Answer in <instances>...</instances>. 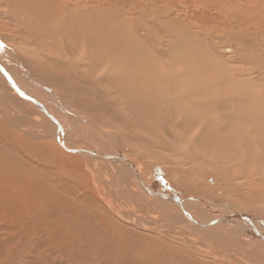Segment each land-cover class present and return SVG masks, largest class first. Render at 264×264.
I'll use <instances>...</instances> for the list:
<instances>
[{
    "label": "bare ground",
    "instance_id": "1",
    "mask_svg": "<svg viewBox=\"0 0 264 264\" xmlns=\"http://www.w3.org/2000/svg\"><path fill=\"white\" fill-rule=\"evenodd\" d=\"M31 1L32 0H29V2ZM40 1L42 4H38L36 13L32 16L37 20L40 14L42 18L46 17L41 23L35 24L33 23L34 20L32 21L29 18L30 20L28 22L25 23L24 21V23L14 27L11 22H8L9 26L7 29L9 33L7 35H12L13 39L22 42L19 43L15 41V44L18 45L16 50L18 49L19 59L14 55L12 50L5 51V49L10 50L9 48L3 49L0 47V50L3 52H0L1 57L2 54L3 57H6V59L0 57V83L5 90V92L2 90V94L0 92V206L2 205L5 207V211H9L13 207L23 210L25 208L23 202H21V207L17 205L23 198L37 201H47L57 198L58 202L63 204L58 196L53 195L51 191L45 189L46 186L59 179L60 181L58 183L66 182L73 186L76 184L78 187L79 184L77 180L86 179L85 175L74 173L72 169L67 171L65 169L67 164L64 161L51 164L49 160L52 161V159L49 156L52 157V155H49L48 158L45 159L44 155L41 157L38 155L39 153L35 155L31 151L32 146L30 143L33 142H37L35 143L37 149L42 147H54L51 142H46L47 144L41 142V139L48 138V140H53L57 143V148L59 147L61 149L60 152L63 153V156L64 154H69L85 159L87 163L86 167L89 169L88 171L91 174V179L96 186L99 180L98 191H101L103 188L104 194L110 196L109 198H115L118 196V193L121 192L119 182L124 176L128 178L131 177L134 184L130 186L131 192L126 193L127 195L128 193L129 195L131 194L130 203L123 201L121 205L116 207L120 209V206L123 212L124 208L139 201L136 205L140 206L142 212L140 214L138 213L139 215H135L136 217L134 216L135 218H133L136 221L138 220V222L134 221L133 224L138 228L151 232L154 231L155 233L158 232V234L162 233L163 236L169 238L182 239L184 242L187 241L184 245L192 246L193 248H190L191 251L196 252L198 255H202L203 257H200L201 259L212 256L215 261L219 262V257L222 259L223 257L225 259L227 258L226 260L232 257H239L240 263H248V260H242V258L249 256L251 252L254 251L258 254V257L255 256L256 261L253 263L264 264V216L262 218L261 215H256L255 213L249 214V211H242L236 207V205L233 206L228 203L215 202L214 199L204 196L207 195L203 190L204 188H198V185H196V188H193L195 185L192 187L189 185L192 179H187L186 173L188 174V171L192 168L189 170L182 168L178 172H176L177 168H172L173 171L171 173L177 181H175L174 184L171 183L175 186L170 190L159 186L160 183L152 184L146 182L141 174L142 167L139 163L135 164L138 166L137 170L129 167V162L133 165L135 163L134 155L122 151L121 147L114 141L113 133L109 130L98 128L99 126L93 120V117H95V120L104 124L103 126L105 128L107 119L106 117L103 119L100 113L106 115L107 111V115L116 114L113 115L111 128L116 129L118 126L117 124H120V128L124 133L123 137H126L125 134L127 133L136 130L140 132V129H138L139 127L134 124L136 122L131 121L132 117L130 119L129 114H132L141 125L147 128V123L149 120L154 119L156 111H168L172 117L178 119V122L169 127L159 129L163 132L162 137L170 141L167 129H170L174 140L173 131H187L192 127L191 122L196 121L200 129L197 133V136H199V134H201V128H206L204 125L208 126L210 121L219 122L220 117L222 122L219 123L218 136L222 135V137L219 139V149H225L227 152L229 151L240 161V169L243 174L246 173L250 178L258 176L263 180L261 184H264V71H260V73L257 72L259 75H254L255 77L249 76L253 80H251V82L246 80L247 82L237 83L234 80L238 77L240 71L238 72L237 70L236 72L235 70V73L232 74L231 77L225 76L228 86L231 85V88L228 87L225 89L219 87V81L223 80L222 78L220 80L219 72H215L214 75L217 77H213V71L211 72L208 70V72L211 73V75L208 76L206 73L207 68H204L207 66L200 60H195L186 65V67H164L163 65H161L163 67H157L159 63L162 64L161 61L164 59L160 60L158 54L162 57L168 49L172 50L174 46L171 47L172 41L159 37L157 34L158 26H152L148 22H150L151 18H155L152 23H154L155 20L158 21L155 22L157 25L165 24L171 29L170 35L173 36L174 42L177 44L179 36L177 32L178 27L174 29V26L180 25L182 21L180 19L181 14L175 15L173 18L174 21L179 23L177 25L174 24L173 20L164 22L161 16H159L160 8L158 7L160 6L158 3L170 0H147L149 1V7L146 9H140L141 7L136 4V2L132 7L134 12H131L127 17L124 15H127L129 12L127 13L126 11V13L122 15L120 13L121 11H114L117 7L111 8L110 4L114 2L112 3L110 0L109 3H105L109 4L108 11L103 9L106 8L105 6L101 8L100 6L94 5L92 0H73V3L71 0ZM200 1L206 3V5L209 3L211 7L217 8L225 6L228 3L234 4L240 10H242L241 8L248 7L249 10L244 12L245 14H240L236 19V27L240 26L242 30L243 28L241 26H243L244 29L248 28L250 31L254 29L264 31V0ZM90 3L94 7L88 6ZM22 7L23 14L27 17V7L24 5ZM167 7L171 10L170 6ZM128 8H130V6ZM96 9L97 11H95ZM162 9L169 12L164 6ZM99 11H106V16L109 15L111 18L113 17L112 22L108 24L107 17H104L106 20L99 19L97 22L92 20L96 15L101 18L98 14ZM58 15H60V17ZM170 15L171 14L167 13L165 18H170ZM111 18L109 19L111 20ZM48 25L50 28L53 27L57 32L53 33L49 43L44 38L43 40L40 39L43 30ZM76 25L79 27L77 35L74 34L75 31L73 29V27L76 28ZM35 30L38 31L40 36L37 35ZM96 30H98V32H96ZM99 30L101 31L99 32ZM179 30L182 31V29ZM47 33H49V29H47ZM147 33L156 34L158 38V52L155 50L156 48L145 49V47L151 46V41L148 44V41L146 42V40L143 39ZM246 34H248L247 31ZM140 35L143 37L141 38ZM260 35H262L261 32ZM246 36L240 37V45L235 44L232 46L229 42L224 41L221 43L222 45L220 47L221 49L225 47V52H229V49L233 48L234 51H236V53L233 52L235 57L240 53L244 56L246 53H243V49H245L246 46H260L264 41V38H247ZM5 38L6 36L4 40ZM228 39H230V37ZM247 39L249 44H247ZM112 40H115V43L111 45L110 43ZM106 41H110L108 44H110L109 49L111 50L105 49ZM165 42L168 44H165ZM45 44L48 45L46 48ZM166 45L169 47H165ZM219 45H216V47H219ZM129 46L130 50L128 48ZM180 46L181 45L178 47ZM41 48L48 51L49 56H47V54H42ZM102 49L107 50L108 54L115 55V57L119 54V58L115 60L107 59V61L101 59V57L96 59V55L98 54L97 51ZM222 52L218 53L221 55ZM169 53L170 55L173 54L171 56H174L176 52L173 51ZM256 53L259 56L264 55V52H259L257 50ZM247 55L248 54H246V56ZM248 56V62L256 59V55H253L252 52H250ZM210 57L212 58V56ZM219 58L215 60L218 61ZM3 59L8 61L9 64ZM17 61L22 64V66L18 65ZM220 62L222 64V60ZM242 62L244 64V61ZM211 65L213 66V64ZM24 67L34 68L39 74H42V77L44 76L46 79L53 82V86L48 87L44 85L41 83L42 80H37L34 77L35 74L33 76V74L30 73L32 71L29 70L26 72L27 70ZM255 69L254 71H257V68ZM104 71L110 72L109 75L106 76ZM242 71L243 70H241V72ZM232 72H234L233 69L231 70V73ZM225 73L224 75L228 72ZM100 76H102L103 79ZM242 80L243 79H239V81ZM47 84H50V82ZM64 86L67 89L64 93L67 94V99L71 100V103L61 100L56 95L59 90L62 92ZM256 86L258 87L257 89ZM78 88H83L82 95L92 103L93 107H88L81 103L77 104V99L81 97V92ZM100 90L106 93L112 92V94L114 92L117 97L122 99L121 104L123 103L129 111L122 105L120 106V104L118 105L114 102L115 100H110V97L107 98L108 100L106 98L104 99L99 93ZM221 92L222 95L223 93L229 94L232 99L226 96L219 98ZM112 94L107 96H111ZM3 95H8L9 100L6 99L7 96ZM235 107H237V111H233ZM103 121H105V123ZM230 123L236 124L227 128ZM107 127L109 128V125ZM146 131L151 130L147 128ZM18 132L20 134L22 133L25 137L23 136L20 138V136H17V134H19ZM151 132L153 133V131ZM245 135L250 137L249 140ZM226 136L232 139H227ZM131 137V141L134 140L139 144L140 135H132ZM36 139H38V141ZM30 140L34 141L31 142ZM175 141H178V139L176 138ZM235 143L236 145L234 146L233 144ZM244 145L250 147L253 152L244 154L246 162L253 161V166L255 167H253V170H249L246 168L247 165H243V153L239 154ZM193 150L195 149L193 148ZM38 151L41 152L39 149ZM70 161L73 162L74 160L70 158ZM5 164L6 166L3 167ZM54 164L59 165L60 170L53 168L52 165L54 166ZM49 167L52 168L49 169ZM234 167L239 169L236 163ZM45 170L48 171L50 174L49 176L47 174L46 177L39 178L34 175V172H42ZM123 170L125 172H123ZM179 173L181 174L180 177H183L182 180H180ZM156 177L158 178L159 176ZM200 179L202 180V178ZM192 182H194V180ZM209 182L214 188L209 189L207 187L208 185H206L207 190L209 189L213 194H219L220 191L224 196L229 195L230 200L245 202V199L248 197L253 196V200L259 199L255 196L260 197L261 195V191L260 193L257 192L258 189H255V192L247 191L243 195L240 194L241 196L235 195L234 193H237L236 188L230 187L226 183L215 179H211ZM5 184H8L7 187L10 185L11 190H8ZM37 186L41 187L40 191L37 190ZM55 186L57 188L56 184H54L53 188H55ZM79 186L81 189V184ZM178 186H183L184 188H179ZM33 190L34 192L37 190L34 197H32L33 195L31 196ZM87 191L91 192V194L92 191L94 192L91 185H87L86 192ZM123 193L124 192L120 194ZM247 193L253 195H248ZM113 195L114 197H112ZM125 198L128 200L126 195L122 196L120 199L124 200ZM139 206L137 208H139ZM132 208L128 209L131 211ZM76 209L79 210L78 207ZM126 210L127 209H125V211ZM143 211H145L146 216ZM126 213H122V215L126 217ZM127 217L129 218V216ZM75 225H77L76 219H72L66 223L67 228ZM219 238L230 239L229 242L233 240L235 242L244 243L248 248L242 249L241 252L236 250V246L235 248L227 247V244H230L228 241H226L227 244L222 241V243L219 242ZM237 245L240 246V248L242 246L241 244ZM250 256L252 257V255ZM249 263L252 264L251 262ZM234 264H236V262H234Z\"/></svg>",
    "mask_w": 264,
    "mask_h": 264
},
{
    "label": "rangeland",
    "instance_id": "2",
    "mask_svg": "<svg viewBox=\"0 0 264 264\" xmlns=\"http://www.w3.org/2000/svg\"><path fill=\"white\" fill-rule=\"evenodd\" d=\"M125 1L110 0V2L115 3V4L114 3L110 4L111 8L117 7L114 11L116 12L121 11L120 13L122 15L126 13V11L127 13L129 12L127 15H124L127 17L131 12H134L132 10V7L136 2H137L136 4H138L141 7V8L139 7L140 9H146L149 7V1L147 0H140V1L139 0H125ZM71 2L73 3L74 1L71 0ZM92 3L96 6H100L101 8H103L102 6H105L106 8H103V9L106 11H108L109 9V4H105V3H109V0H92ZM161 3L164 5H162ZM38 4H42V2L40 0H32L31 2H29V0H0V47L3 49L9 48L10 50L5 49V51L12 50L14 55L18 59H19L18 51H17L18 49L16 50V48H18V45L15 44V41L19 43H22V42L20 40L18 41L16 39H13L12 35L11 36L7 35L9 33V30L7 29V27L9 26L8 22H11V24L14 25V27H16V25L24 23V21L26 23L30 19L32 21L34 20L33 23L35 24L41 23L46 17L42 18L40 14L38 17L39 19L37 20L36 18L32 16L34 13H36ZM158 4L160 6L158 7L160 8L159 16H161L162 21L164 22L172 21L175 15L177 14H181L180 19L182 21L180 25L174 26V29L178 27L177 32L179 36H178L177 44L174 42L173 36L170 35L171 29H169L165 24H163L164 26L160 24L157 25L155 24V22H158V21H155V20H154V23H152L153 19L155 18H151L150 22H148L152 26H158L157 34L159 35V37H163L165 40L172 41L171 47L173 46L175 47V48L173 47L172 50L168 49L165 52V54H167L168 57L165 54H163L164 57L163 56L161 57V55L158 54L160 60H162L163 58L164 59L161 61L162 64L159 63L157 67L158 66L159 67H163V66L164 67L166 66L167 67H186V65H188L189 63L194 62L195 60H200L203 64L207 66L204 68H207L206 73L208 76L211 75V73L208 72V70H210L211 72L213 71V77H217L216 75H214V73L219 72L220 80L221 78L223 79L219 81V87H222L225 89H227L228 87L231 88V85L228 86L225 80V76L231 77L232 74L235 73V70L236 72L237 70L238 72L240 71L238 77L234 80L237 83H242V82H247V81L251 82L252 80L251 77H255L254 75L258 76L260 71H264V55L259 56L256 53V50L259 52H264V41L263 43H261L260 46H256V45H254V47L246 46V48L243 49V53H246L249 55V53L252 52L253 55H256V59L250 60L249 62H248L249 60L248 55L246 56L245 54L243 56L240 53L238 54V56L235 57V54H233V52L236 53V51H234L233 48H230L229 52L227 51L225 52L224 50H226V48L224 47L221 49L220 47L222 45L221 43H223L224 41L229 42V44H231L232 46L235 44L240 45L239 43H241V40H240L241 36L245 37L246 35H248L246 36L247 38L255 37L256 39L264 38L263 37L264 31L262 30L260 31L258 29H254L253 31H250L248 28L244 29L243 26H241L243 30L240 28V26L236 27V24H235L236 19L239 17L240 14H245L244 12L249 10L248 7L241 8L242 10H240L234 4L228 3L225 6H222V7L220 6V8H217L213 6L211 7L209 3H207L206 5V3H202L200 0H170L167 2L166 1L159 2ZM23 5L27 7L26 8L27 17H25L23 14V7H22ZM88 6H93V5L90 3L88 4ZM127 6L128 7L130 6V8H128ZM163 6L166 7V9L169 12H166L165 10H163L162 9ZM167 6H170L171 10ZM88 9H91V8H88ZM97 9L95 11H97ZM106 11H99L98 14L101 16V18L98 15H96L95 16L96 19L93 18L92 20L97 22L99 19L106 20V18L104 17H107L108 18L107 23L110 24V22H112L113 17L111 18L109 17V15L106 16ZM167 13L171 14L170 18H165V15H167ZM58 16L60 17V15ZM109 18H111V20ZM174 24L177 25L179 23L174 21ZM47 29H49V33H47ZM73 29L75 31L74 34L77 35V31H79L78 25H76V28L73 27ZM179 29H182V31H180ZM44 30H43V33L41 34L42 36L40 37V39L43 40L44 38L49 43L51 41V36L53 35V33L54 32L57 33V32L53 29V27L50 28L49 25ZM100 31L101 30H99V32ZM246 31L248 32V34H246ZM35 32L37 33L38 36H40L37 30H35ZM96 32H98V30H96ZM260 32L262 35H260ZM5 36L6 38L4 40ZM155 36L156 34H153V33L152 34L147 33L144 36L143 39L146 40V42L148 41L147 42L148 44L151 41V44H150L151 46L149 45L150 47H145V49L156 48L155 50L157 51L158 38L157 36L156 37ZM140 37L142 38L143 36L140 35ZM229 37L230 39H228ZM108 42L110 43V41L105 42V45H106L105 49L111 50L109 49L110 44L112 45L113 43H115V40L114 41L112 40L110 44H108ZM165 44H168V43L165 42ZM247 44H249L248 39H247ZM179 45L181 46L178 47ZM216 45H219V47L218 46L216 47ZM47 46L48 45L45 44V48ZM165 47H169V46L166 45ZM128 48L130 50V46ZM41 51L43 52L42 54L44 55L47 54V56H49L48 51L42 48H41ZM173 51H175L176 53H174V56H171L173 54L170 55L169 52H173ZM0 52L3 53L1 50ZM97 52L98 54L96 55V59H99L101 57V59L107 61V59L115 60L116 58H119V54L116 55L115 57V55L108 54L107 50L102 49V50H98ZM99 52L102 54H100ZM218 52H222L221 55ZM203 54L206 56H204ZM210 56H212V58ZM0 57H1V54H0ZM2 57H3V54H2ZM3 58L6 59V57H3ZM217 58H219L218 61L222 60V64L219 61L222 66L219 64L217 60H215ZM224 58L225 60L226 59L227 60L225 61ZM5 59L3 60L8 63V61H6ZM208 61L209 63L210 62L211 63L209 64ZM242 61H244V64ZM211 64H213V66H215L216 68L213 67ZM18 65L22 66V64L20 63H18ZM24 68L27 70L26 71L24 69L26 72H28V70L32 71L30 73L33 74V76L35 74L34 77L39 81L42 80L41 83H43L44 85L48 87L53 86L52 85L53 82L46 79L44 76L42 77V74H39L34 68H31V67H24ZM255 68H257V71H254ZM220 69L224 71H221ZM232 69L234 72L231 73ZM105 70H108V69H105ZM241 70L243 71L241 72ZM104 73L107 76L109 75L110 72L104 71ZM224 73L226 75H224ZM100 77L102 78V76ZM239 79H243V80L239 81ZM48 82H50V84H47ZM257 88L258 87L256 86V89ZM78 89L81 92V97L80 99H77V104L81 103V104L87 105L88 107H93L92 103H90L89 100L86 99L82 95L83 88H78ZM0 90L2 94L3 92L2 90L4 89H3V86H1V83H0ZM66 90L67 89L64 86L62 92L59 90L56 95L61 100L71 103V100L67 99V94L64 93V91ZM100 91L99 93L103 96L104 99L105 98L107 99L110 97V100L112 101L115 100L114 102H116L118 105L120 104V106L122 105L124 108H126L123 103L121 104L122 99L117 97V95L114 92H113L114 94L113 95L112 92L106 93L105 91L104 92L102 90ZM110 94L112 95L107 96ZM3 96H7L6 99L9 100L8 95H3ZM223 96H226L229 99H232L229 94L223 93L222 95V92H221L219 98ZM233 111H237V107H235ZM113 115H116V114H113ZM113 115L111 114L107 115V111H106V115L100 113V116L103 119L105 117L107 119V120L105 119L107 121L106 123L105 121H103L106 124L105 128L103 126L104 124H102L100 121L95 120V117H93V120L99 126L98 128L109 130L113 133V139L114 141H116L118 146L121 147L122 151L126 153H131L134 155L135 163L133 165L129 162V167L131 169L133 168L134 170H137L138 166L135 164L139 163L142 167L141 174L146 182H149L152 184L160 183L159 186L170 190L171 188L173 189V186H175V185H172L171 183L174 184V182L177 181V179H174L171 173L173 171L172 168L174 167L177 168L176 172H178L182 168L188 169V170L192 168L191 170L188 171V174L186 173L187 179L189 180L192 179V181L194 180V182L192 181L189 182V185L191 187L195 185V187L193 188H196V185H198V188L199 187L204 188L203 190L207 194L204 196L214 199L215 202L228 203L233 206L236 205V207H238L242 211H245V212L249 211L248 212L249 214L255 213L256 215H261V217L263 218L264 216V184H261L263 180L258 176H253V178L252 177L250 178V176L249 175L247 176L246 173L243 174L242 170L240 169L241 167L240 161L237 160L229 151L227 152L225 149H219V143H220L219 139L222 137V135L218 136L219 123L222 122L220 120V117H219V122L210 121V124L208 126L204 125V127H206L207 130L206 128L205 129L201 128L203 131L201 130V134H199V136H197V133L200 129L198 128L196 121L191 122L192 127L189 129L190 131L189 130L173 131L174 133L173 132L172 133H173L174 140L172 138L170 129H167L168 135L170 137V141H168L166 138L162 137L163 132H161V129L159 128L169 127L172 124L178 122L177 121L178 119L176 117H172L170 115V112L168 111L166 112L156 111L154 119L149 120V122L147 123L148 125L147 128L153 131V133L151 131H146L147 128L141 125V123L138 122L132 114H129L130 119L132 117L131 121L136 122L134 124H136V126L139 127L137 128L140 129V132L136 130L134 132L127 133L125 134L126 137H123L124 133L122 129L120 128V124H117L118 126L116 129L111 128V123L113 122ZM234 124L236 123H230V125L227 128H229L230 126ZM108 125H109V128L107 127ZM21 134L19 133L17 134V136H20V138L23 137L24 135L22 134L21 136ZM132 135L141 136L139 144L134 140H132L133 142L130 140V138H132L131 137ZM245 136L249 140L250 137H248L247 135ZM176 138L178 139V141H175ZM226 138L232 139L229 136H226ZM50 139H53V138H50ZM36 140L38 141V139ZM30 141L33 142L34 140H30ZM41 142L43 143L51 142V144H53L54 147L38 148L39 150H41V152H39L38 149L36 148L37 146H35L36 145L35 143L37 142H33L34 144L30 143V145L32 146L31 151L35 155L39 153L38 155H40L41 157L44 155L45 159L48 158L49 155H52L53 158L49 156L52 159V161L49 160L51 164L55 162L64 161L67 164V167L65 168L67 171H69V169H72L74 173H81L85 175L86 179L77 180L78 184L79 185L81 184L82 186L81 189H80V186L78 185L77 187L76 184H74L73 186L72 184H68L66 182H63V183L61 182L62 184L58 183L60 181L59 179H57L56 181L46 186L45 189L47 191H51L53 195L58 196L61 199V202L63 204L59 203L57 198H54L52 200H47V201H42V200L37 201V200H30V199L23 198L17 204L18 206L21 207L22 206L21 202H23L24 207H25L23 210L16 209L13 207L11 210L5 211V207L1 205L0 206L1 208L0 209V215H1L0 216V264H224V263L234 264V262H236V264L240 263L239 257H234L238 259H234L233 257L230 258L233 262L230 259L226 260L227 258L225 259L224 257L223 259L219 257V259L221 260V261L219 260V262L215 261L212 258V256L207 257L205 259H201L200 257H203L202 255H198L196 252L191 251L190 248H193L192 246L184 245L186 244L187 241L184 242V240L182 239L169 238V237L163 236L162 233L158 234V232L155 233L154 231L152 232L149 230L147 231V230L138 228L136 225H133L134 221L138 222V220L136 221L135 219H133L136 217L135 215H139L142 212V209L140 208V206L136 205V203L139 201H137L136 203H132V205L134 206L130 205L129 207L124 208L123 212L120 206H119L120 209L116 207L118 205H121L123 201L130 203V200H131V196H130L131 194L129 195V193L131 192L130 186L134 184L131 177L128 178L124 176L125 178L123 177L119 182L121 192H119L118 196H116L115 198H109L110 196L108 195L106 196L104 194L103 188H102L103 191L102 190L98 191L99 180L97 181V186H96L94 181L91 179V176H90L91 174L88 171L89 169L86 167L87 163L85 159L79 156H72L69 154H64L63 156V153L60 152L61 149L59 147L57 148V145H56L57 143L54 142L53 140H48V138H43V140L41 139ZM233 145L235 146L236 143ZM193 148L195 150H193ZM189 150L190 152L191 151L192 152L190 153ZM240 152L239 154L243 153V159H244L243 165H247L246 167L247 169L253 170V167H254L253 161L246 162L244 158L245 153L246 154L253 153L250 147L244 145L243 149ZM70 158L74 161L71 162ZM235 163L238 164L239 169L234 167ZM5 166L6 164L3 165V167ZM52 167L55 168L56 170H60L59 165L57 164H54V166L52 165ZM52 167H49V169H51ZM123 172L125 171L123 170ZM47 174L48 176L50 175L48 171L46 170L42 172H34V175L38 176L39 178L46 177ZM156 176H159V177L157 178ZM180 176L181 174L179 175V177ZM156 178H157V181H156ZM200 178H202V180ZM182 179L183 177L180 180ZM211 179L221 181L223 183H226L230 187L236 188L237 193H234L235 195H240V194L243 195L247 191L255 192V189H258L257 190L258 193H260L261 191V195L260 197L255 196L256 198L258 197L259 199L252 200L253 196L248 197L247 199L244 198L245 202H240L238 200H230L229 195L224 196L222 192L220 191H219V194H213V192L209 190L211 188H214L209 182ZM54 184L57 185V188L56 186L55 188H53ZM7 185L5 184L6 187ZM87 185L92 186L94 190V192L92 191V194L91 192H88V191L86 192ZM206 185H208L207 186L209 188L208 190L206 188ZM95 186L97 189L95 188ZM178 187L184 188L183 186H178ZM7 189L11 190L10 185L7 187ZM40 189L41 187L37 186V190L40 191ZM37 190L35 192L34 190L31 192V196L33 195L32 197L36 195L35 193L37 192ZM53 190H55L56 192ZM123 190H125L126 192ZM122 192L124 193L120 194ZM127 192H129L128 193L129 196L126 194ZM63 193H66V194H63ZM99 193L101 196L99 195ZM124 194L126 195L128 200L126 198L124 200L120 199L122 196H125ZM247 194L253 195L250 193H247ZM112 197H114V195ZM108 201L110 204L108 203ZM138 206L139 208H137ZM77 207L79 208V210L76 209ZM128 208H132L131 211ZM125 209L127 210L125 211ZM143 212L145 213V211ZM122 213H126L125 215L129 216V218L127 216L124 217ZM145 216H146V213H145ZM72 219L77 220V225L67 228L66 223ZM146 231L149 233H147ZM229 240L226 238L225 239L219 238V242L222 241L223 243L227 244L226 241H228V243L230 244H227V247L235 248L236 246V250H239L241 252H242V249L248 248V246L246 244L244 245V243L235 242L233 240L229 242ZM237 244H241L242 245L241 248ZM219 247H220V243H219ZM256 254L257 253L253 251L250 254L252 255V257L249 255L250 257L247 256L245 258H242V260H248L252 264H255L253 263L256 261L255 256L258 257V254L257 255ZM249 262L248 263L243 262L240 264H250Z\"/></svg>",
    "mask_w": 264,
    "mask_h": 264
}]
</instances>
